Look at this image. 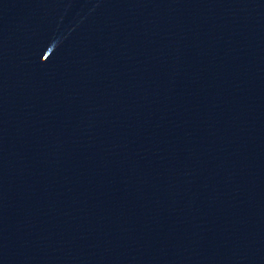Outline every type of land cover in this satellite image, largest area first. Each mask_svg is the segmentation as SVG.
<instances>
[{"label":"water","instance_id":"obj_1","mask_svg":"<svg viewBox=\"0 0 264 264\" xmlns=\"http://www.w3.org/2000/svg\"><path fill=\"white\" fill-rule=\"evenodd\" d=\"M0 264H264V0H0Z\"/></svg>","mask_w":264,"mask_h":264}]
</instances>
